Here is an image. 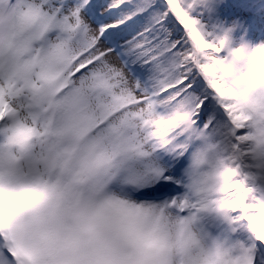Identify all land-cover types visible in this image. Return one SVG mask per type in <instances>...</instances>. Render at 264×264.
I'll return each instance as SVG.
<instances>
[{"label":"snow or ice","instance_id":"snow-or-ice-1","mask_svg":"<svg viewBox=\"0 0 264 264\" xmlns=\"http://www.w3.org/2000/svg\"><path fill=\"white\" fill-rule=\"evenodd\" d=\"M211 6L0 0V204L29 217L0 207V264H152L123 249L140 246L138 222L158 207L221 213L247 233L235 264H264V163L251 159L228 40H207L193 15ZM257 129L264 143V109ZM112 183L148 211L93 207Z\"/></svg>","mask_w":264,"mask_h":264},{"label":"clouds","instance_id":"clouds-1","mask_svg":"<svg viewBox=\"0 0 264 264\" xmlns=\"http://www.w3.org/2000/svg\"><path fill=\"white\" fill-rule=\"evenodd\" d=\"M264 45L257 46L249 51L247 48L231 49L226 47L225 56L232 69L230 84L244 97L248 113L253 117L249 123V132L257 139L249 145L253 153L251 159L254 163H264V143L259 140L257 122L261 119V109H264V52L258 51ZM247 78V79H246ZM127 187L119 183L106 185L92 198L93 207L102 205L105 201H123L128 211L137 209L143 213L148 211L146 202H137L125 195ZM193 201L197 199L192 196ZM0 207L5 215L17 224H27L29 217L19 207L5 200ZM217 214L218 212L198 211L180 214L170 207H158L142 215L138 228L142 234L140 246L136 249L124 248L126 255L139 256L147 252L152 264H235L239 259V246L242 242L226 245L207 235L194 230V225L204 214ZM190 215L196 220L190 224L184 223ZM184 230L183 236L181 230ZM21 239L28 246H36L40 242L33 238L30 231H22Z\"/></svg>","mask_w":264,"mask_h":264},{"label":"rangeland","instance_id":"rangeland-1","mask_svg":"<svg viewBox=\"0 0 264 264\" xmlns=\"http://www.w3.org/2000/svg\"><path fill=\"white\" fill-rule=\"evenodd\" d=\"M193 15L204 24L210 42L227 38L228 48L249 51L264 45V0H212L210 11ZM194 230L226 245L247 239V233L237 231L231 220L214 213L202 215Z\"/></svg>","mask_w":264,"mask_h":264}]
</instances>
